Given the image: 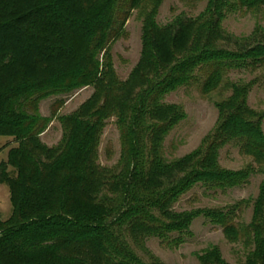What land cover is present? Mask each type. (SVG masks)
Here are the masks:
<instances>
[{
    "label": "trees",
    "instance_id": "16d2710c",
    "mask_svg": "<svg viewBox=\"0 0 264 264\" xmlns=\"http://www.w3.org/2000/svg\"><path fill=\"white\" fill-rule=\"evenodd\" d=\"M138 1L0 0V136L12 137L16 143L0 162V184L8 186L12 207L10 217L0 220V264H106L111 239L120 235L123 224L135 237L168 239L169 233L187 229L193 216L170 210L181 193L198 182L225 187L242 178L241 173L218 168L219 147L235 142L242 151L264 159L261 118L245 107L242 97L217 105L220 120L203 151L169 163L160 155L161 136L179 115L174 108L158 104L162 91L184 83L198 65L210 71L203 87L207 91L228 67L245 65L247 57H254L253 65L260 56L264 58L263 45L239 54L201 51L175 63V55L188 50L194 35L182 21L169 38L160 35L153 43L158 64L169 66L173 75L148 91L144 112L134 109L132 122L122 134L116 175L108 177L95 165L100 127L94 118L74 120L56 150L48 151L40 144L38 136L47 121L38 113L39 100L102 79L100 55L122 31ZM237 3L251 8L264 0ZM45 38L66 45L56 46ZM69 64L70 69H64ZM61 103L53 105L51 117ZM136 113L141 120L134 117ZM144 138L150 147L142 142ZM159 178L164 180L157 184ZM155 183L150 191L148 186ZM105 187L114 189L112 196L101 192ZM207 215L222 224L227 234L237 235L226 215L213 211ZM261 215L250 233L257 250L264 252ZM219 258L214 253L204 264H218ZM132 260L130 255L126 264Z\"/></svg>",
    "mask_w": 264,
    "mask_h": 264
},
{
    "label": "rangeland",
    "instance_id": "374dc122",
    "mask_svg": "<svg viewBox=\"0 0 264 264\" xmlns=\"http://www.w3.org/2000/svg\"><path fill=\"white\" fill-rule=\"evenodd\" d=\"M180 21L188 23L194 35L188 50L175 55V63L201 51L239 54L264 45V4L248 8L239 6L237 0H139L122 31L100 55L105 72L102 79L72 92L55 91L39 100L38 113L47 121L38 136L40 144L48 151L56 150L74 120L94 118L100 127L95 165L108 177L116 175L120 171L122 134L132 122L134 109H146L148 91L153 85L161 87L165 78L173 75L169 66L158 64L153 43L160 35L169 38ZM45 40L56 46L66 45L51 38ZM253 58L247 57L245 65L228 67L207 91L203 87L210 71L199 65L184 83L162 91L158 104L179 112L176 123L161 136L159 153L165 162L203 151L220 120L217 105L229 99L244 98L245 107L260 116L264 136V58L260 56L254 65ZM60 101L51 117L53 105ZM134 117L141 120V114ZM142 142L150 147L147 138ZM14 146L12 137L0 136V162ZM216 153L219 169L241 173L242 178L225 187L198 182L181 193L170 210L176 215L193 216L187 229L169 233L168 239L157 235L135 237L123 224L120 235L111 239L106 264H126L130 255L132 264H204L205 258L214 253L220 257L218 264H264V252L257 250L255 236L250 233L251 225L264 214V159L242 151L235 142L219 147ZM8 171L14 175L12 168ZM162 180L157 179V184ZM157 184H150L149 190H155ZM112 191L111 187L101 190L107 196H112ZM212 211L231 219L237 235L227 234L222 224L207 215ZM11 212L9 189L2 183L0 220H7ZM151 214L164 221L157 212Z\"/></svg>",
    "mask_w": 264,
    "mask_h": 264
}]
</instances>
